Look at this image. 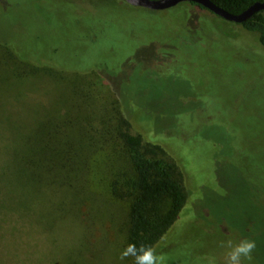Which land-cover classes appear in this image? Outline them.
Masks as SVG:
<instances>
[{
    "label": "rangeland",
    "instance_id": "rangeland-1",
    "mask_svg": "<svg viewBox=\"0 0 264 264\" xmlns=\"http://www.w3.org/2000/svg\"><path fill=\"white\" fill-rule=\"evenodd\" d=\"M93 1L0 0V264H67L68 253L76 264H87L82 254L89 256V264H134L131 257L120 258L125 249V204L110 205L112 215L104 220L99 199L96 221L87 226L76 218L73 187L50 188L46 182L51 177L41 168L34 172L23 164L36 160L39 129L56 120L59 108L69 106L68 84L81 87L86 103L89 96L106 107L115 98L102 80L90 75H50L45 69L28 74L21 63L28 56L68 61L75 53L69 61L85 58V68L106 52L115 62L124 61L117 87L136 106L131 133L160 139L183 175L185 205L157 246L166 249L157 253L164 257L163 264H207L210 256L224 264L227 249L220 244L238 242L235 234L257 242L253 255L258 262L244 264H264V187L240 158L257 146L264 148V134L255 143L257 131L264 129V47L256 35L231 28L212 13H199L200 23L191 21L193 26L216 20L218 30L201 29L207 41L195 56L217 54L233 62L248 57L246 65L231 68L228 78L237 77V83L217 90L222 66L201 75L195 64H175L172 54L193 60V51L163 36L137 40L134 24L140 19L124 8L116 16L89 18L86 11ZM109 24L106 40L93 50L86 34ZM122 31L130 39L115 43ZM221 93L227 98L223 107H212L206 95L216 98ZM48 174L59 175V170Z\"/></svg>",
    "mask_w": 264,
    "mask_h": 264
},
{
    "label": "trees",
    "instance_id": "trees-1",
    "mask_svg": "<svg viewBox=\"0 0 264 264\" xmlns=\"http://www.w3.org/2000/svg\"><path fill=\"white\" fill-rule=\"evenodd\" d=\"M209 1L226 12L236 15L248 9L253 3L264 0ZM76 5L80 7L85 4ZM123 8L132 14L136 13L134 15L140 19L137 24H134L137 29L134 37L137 40L145 39L146 36L156 35L153 39L163 36L170 43L193 51V60H190V57L186 60L180 59L172 54L175 57V64L179 65L183 60L191 65L195 64L197 65L195 68L201 75L212 74L214 68L219 70V66H222L223 69H220L222 78L216 82L217 90L222 88L228 90V86L237 83L239 80L237 77L228 78L231 68L242 67L248 63L247 55H243L246 56L245 60L240 57L234 62L233 58L229 59L230 62L225 58L221 60L217 54L208 56L207 53L201 52L200 57L195 56L197 48L200 50L202 44L207 41L201 29L207 31L211 27L212 30L217 31L218 27L213 17L214 22L200 28L193 26L191 21L198 20L200 23L199 13L211 14L194 3H181L165 11H151L130 6L122 0H115L113 3L109 0H97L88 5L86 12L89 18L99 19L98 15L102 18L116 16L118 12L124 11ZM110 25H104L105 28L97 29V32L88 31L87 42L93 46V50L106 40ZM228 25L256 35L258 43L264 47V11L253 14L241 24L230 22ZM129 39L130 37L125 36L122 31L119 40L115 43H125ZM228 42L240 43L239 41ZM223 44L228 47L226 43L223 42ZM142 45L139 51L143 50ZM56 52L58 55L61 53L59 50ZM109 53H102L101 59L99 57L85 68V58L75 63L69 61L75 53L68 61L64 60L65 57L56 62L54 56L45 59L41 57L33 59L28 56L26 62L21 63L28 74H35L45 69V72L50 75L69 71L75 74L81 73L85 77L90 75L97 80H102L115 98L106 107L89 96L86 103L85 96L80 94L81 87L78 84H68L72 93L69 106L59 108L56 120L50 121L47 126L42 127L43 129L36 131L39 139L37 140L39 144L34 151L36 160L31 158L23 164H27L34 172H36L35 168H41L45 176L51 177L46 182L50 188L67 190L73 187L71 198L74 199L76 218L87 226L96 221L99 199L103 202L105 210L102 212L105 214L102 217L104 220L112 215L113 206L110 208V205L125 204V248L130 243L136 244L137 247L143 244L153 246L156 253H160L163 252L161 250L166 249L157 246L175 224L186 202L183 175L174 156L165 149L160 139L149 134L144 136L140 132L131 133L133 125L131 120H133L136 106L135 103H130L129 97L117 87L120 80L118 76L124 61L115 62L112 60L113 55ZM193 83L196 84L194 81ZM217 93L218 91L215 92L216 95ZM206 96L207 102L212 107H223L222 104L227 100L226 93H221L216 98ZM250 123L254 125V121ZM259 129L262 128L258 127L257 130ZM263 134L264 129L262 132L257 131L256 144L261 141ZM243 157L245 164L249 165L248 169L256 177V182L264 187V148L257 146L248 153L240 154V158ZM52 170H59V175L48 174ZM30 176L35 175L30 174ZM58 213L60 214V211ZM262 222H264L263 219ZM43 229L49 231L48 228ZM234 236L241 239L238 234ZM68 255L70 257H67L65 261L69 262L65 263L76 264L71 259L72 254L68 253ZM81 256L82 262L89 264V256L84 254ZM131 259L134 261V258L131 257ZM252 260L257 261L255 255L252 256Z\"/></svg>",
    "mask_w": 264,
    "mask_h": 264
},
{
    "label": "clouds",
    "instance_id": "clouds-1",
    "mask_svg": "<svg viewBox=\"0 0 264 264\" xmlns=\"http://www.w3.org/2000/svg\"><path fill=\"white\" fill-rule=\"evenodd\" d=\"M220 247L227 249L224 264H244V261L252 259L257 242L253 239L242 238L234 243L229 239L221 242ZM127 257L134 258V264H163L164 262V257L158 255L153 246L143 244L139 247L134 243L128 244L120 258L123 260ZM207 264H218L217 258L215 256L208 257Z\"/></svg>",
    "mask_w": 264,
    "mask_h": 264
},
{
    "label": "water",
    "instance_id": "water-1",
    "mask_svg": "<svg viewBox=\"0 0 264 264\" xmlns=\"http://www.w3.org/2000/svg\"><path fill=\"white\" fill-rule=\"evenodd\" d=\"M133 7L143 8L151 11H165L181 3H194L208 10L215 16L231 23L241 24L248 20L253 14L264 11V1L253 3L248 9L240 14H230L217 7L209 0H122Z\"/></svg>",
    "mask_w": 264,
    "mask_h": 264
}]
</instances>
